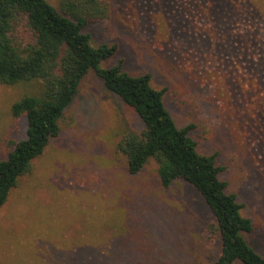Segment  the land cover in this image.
I'll return each mask as SVG.
<instances>
[{
  "label": "rangeland",
  "instance_id": "rangeland-1",
  "mask_svg": "<svg viewBox=\"0 0 264 264\" xmlns=\"http://www.w3.org/2000/svg\"><path fill=\"white\" fill-rule=\"evenodd\" d=\"M59 11L61 0H49ZM106 19L84 29L92 46L119 51L132 76L151 74L199 151L217 154L221 180L254 224L264 256V0H100ZM62 12V11H61ZM29 90L0 83V159L26 138L12 105ZM61 131L0 212V264H213L221 239L201 194L179 180L164 189L151 161L131 175L118 143L144 127L91 70Z\"/></svg>",
  "mask_w": 264,
  "mask_h": 264
},
{
  "label": "trees",
  "instance_id": "trees-1",
  "mask_svg": "<svg viewBox=\"0 0 264 264\" xmlns=\"http://www.w3.org/2000/svg\"><path fill=\"white\" fill-rule=\"evenodd\" d=\"M59 11L49 0H0V83L29 88L12 105L15 119L27 120L26 138L11 140L0 159V212L21 177L33 169L53 138L59 136L65 110L93 70L106 89L119 97L141 119V131L130 130L118 143L131 175L151 161L164 189L179 180L191 184L210 208V232L221 239L213 264H264L246 239L255 229L244 216V205L220 176L217 154L199 151L190 132L195 125L178 127L165 104L166 89H156L151 74L132 76L121 60L108 69L100 66L119 51V45L92 46L89 25L107 18L100 0H61Z\"/></svg>",
  "mask_w": 264,
  "mask_h": 264
}]
</instances>
